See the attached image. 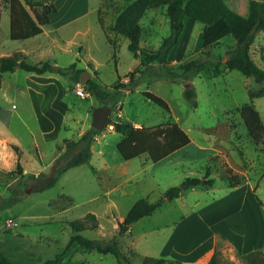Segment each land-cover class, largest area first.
<instances>
[{
    "label": "rangeland",
    "instance_id": "rangeland-1",
    "mask_svg": "<svg viewBox=\"0 0 264 264\" xmlns=\"http://www.w3.org/2000/svg\"><path fill=\"white\" fill-rule=\"evenodd\" d=\"M41 1L0 0V55L29 48L36 51L37 42L41 41L44 46L28 57L29 62L56 60L54 69L57 66L66 69L76 62L111 92L115 91L114 85L126 83V77L135 72L136 80L133 83L128 80L111 119L129 120L139 126L177 122L192 141L159 162H150L148 154L125 160L117 149L122 134L112 131L114 125L109 123L98 130L87 163L68 168L55 184L42 188L56 172L58 157H61L59 163L64 164L76 152V149L67 150L66 139H79L83 131L81 118L88 114L86 126L90 125L93 109L104 101L91 93L85 99L80 98L69 75L59 71L42 74L55 77L42 85H28L27 76L37 74L21 67L3 73L0 251L19 264H43L48 260H53L51 264H117L118 258L112 253L91 250L76 241L69 245L71 237L81 233L89 238L109 239L118 233L119 222L132 205L145 197L163 201L150 215L140 218L117 237L123 255L131 264H142L146 256H163L182 264H207L213 253L219 264H246L247 248L243 237L237 234L242 228L229 219L235 217L231 208L212 226L217 233L210 234V241L214 242L211 250L195 256L209 242L207 236L199 234L202 228L209 227L208 221L216 220L224 207L242 199L243 209L238 217L241 222L258 220L259 246L264 252V152L249 135L237 110L250 102L249 89H258L260 84L236 69L217 71L219 57L226 61L224 56L236 44L225 28L226 22L205 25L188 17L180 42L170 55L171 64L196 58L207 60V65L188 73L170 74L158 62L151 70L141 66L129 50L125 36L109 31L116 49L109 42L101 22L109 29L114 22L111 18L133 0H104L106 8L69 25H61V14L65 11L57 10L52 16L54 28H47L51 30L48 34L43 33L39 38H10L12 12L18 13L19 6L24 4L33 16L42 13ZM88 1L91 6L99 2ZM238 7L244 11L246 4L239 2ZM98 15L101 21L97 20ZM141 24L142 44L146 48L157 49L162 38L170 33L164 7L148 10ZM251 56L261 66L256 55L251 53ZM188 86L196 89L197 106L185 96ZM145 91L163 97L169 110L148 98ZM254 103L264 120V96L254 99ZM227 163L245 176L239 185L242 189L234 195L231 189L235 191V188L229 187L223 176ZM188 176H208L216 181L209 186L183 188L179 197L166 198V190L181 184ZM88 212L97 215L98 226L75 231L70 222ZM254 243L255 238L249 239L247 245Z\"/></svg>",
    "mask_w": 264,
    "mask_h": 264
},
{
    "label": "trees",
    "instance_id": "trees-1",
    "mask_svg": "<svg viewBox=\"0 0 264 264\" xmlns=\"http://www.w3.org/2000/svg\"><path fill=\"white\" fill-rule=\"evenodd\" d=\"M240 1L246 4L244 11H241L238 7ZM26 4L31 5L30 1H26ZM40 5L43 6L44 11L42 13L37 12L34 16L24 4L19 6L18 13L15 10L12 12L10 18V37L12 39H26L43 32L42 26L51 22L50 14L56 11V5L52 0H42ZM158 7L165 8V13L169 20L170 33L162 38L157 49H150L142 44L144 41V30L141 19L148 10ZM186 17L202 22L205 25H213L219 21L226 22L227 29L235 38L236 44L228 51V59L226 61L222 60L223 57H219L221 62L216 69L219 72L233 69L239 70L246 76L253 77L260 84L258 89H249L250 102L237 107V110L244 119L249 135L258 148L264 152V120L254 103L255 98L264 96V68L259 66L250 52L256 32H264V0H133L117 12L109 29L102 22L101 25L113 46L115 44L109 36V31L125 36L128 39L129 50L139 59L140 65L147 70H151L153 64L158 62L167 73L180 74L188 73L207 65V60L196 58L181 61L177 65L171 64L170 54L172 49L178 44L185 29ZM17 64L22 69L36 74L54 71L51 62H29L20 51L9 55H0V85L2 84L3 73L14 70ZM136 70L139 71L140 69ZM84 71L85 69L79 68L76 62L70 64L66 69L59 67V72L72 74L75 82L80 81ZM129 80L131 83L136 80L135 72L130 74ZM126 84L118 83L114 85L115 91L111 92L104 89L93 78H90L87 83V90L97 98L102 99L104 104L107 103L114 109L115 104L122 96L123 88L127 87ZM145 94L164 109L169 110V104L163 97L151 91H145ZM185 96L194 106H197V92L194 86H188L185 89ZM109 123L113 124L114 129L122 134L121 140L117 143V149L125 160H130L146 153L151 161L157 162L191 142L188 132L179 123L173 121L160 123L155 126H135L129 120L117 121L110 119ZM97 132L96 128L90 127L79 139H66L67 150L76 149V152L64 164L59 163L61 157H58L56 172L42 188L55 184L68 168L89 161L92 153V142ZM15 148L17 150L18 146H15ZM18 167L21 168L20 163H18ZM223 176L231 188L238 187L245 180V176L228 164L225 165ZM215 181V178L208 176H188L181 184L169 187L165 192V196L168 198L179 197L183 188L198 185L209 186L213 185ZM162 201L163 199L150 201L148 198L142 197L132 205L125 218L119 222L118 233L109 239L89 238L77 233L71 237L69 245L76 241L88 249L114 254L118 258L117 264H131L130 260L121 251L117 238L118 234L127 232L137 220L150 215L161 205ZM258 201L263 204L261 199L258 198ZM70 224L75 231H81L86 228L92 229L98 226V218L94 212H88L84 217L72 220ZM245 259L246 264H264V252L260 248L251 250L246 253ZM52 262L53 260H48L43 264H51ZM167 262L182 264L180 261L163 256H146L142 264H167ZM230 263L238 264L235 262ZM0 264L19 263L13 262L0 251ZM207 264H219L215 253L212 254Z\"/></svg>",
    "mask_w": 264,
    "mask_h": 264
},
{
    "label": "crops",
    "instance_id": "crops-1",
    "mask_svg": "<svg viewBox=\"0 0 264 264\" xmlns=\"http://www.w3.org/2000/svg\"><path fill=\"white\" fill-rule=\"evenodd\" d=\"M57 1H60V3H57ZM81 1L83 2L84 1V4L83 3H81ZM53 2L55 3V5H56V11L57 10H60V12L61 11H65V14L63 13V14H61L62 16H61V25H69V24H72V23H74V22H76L77 20H79L80 18H82V17H84V16H89L92 12H94L95 10H101V9H104V8H106V6L103 4V2H104V0H99V2H98V4H96V5H92L91 6V4L89 3V1L88 0H53ZM241 2V1H240ZM241 3H243V2H241ZM116 4V3H115ZM243 7H245V5L243 6ZM240 8H241V5H240ZM55 11V12H56ZM55 12H53V13H51L50 14V23L49 24H47V25H43L42 27H43V32H41V33H39V34H37V35H34V36H32L33 38L35 37V38H39V36L41 35V34H48L51 30H49L51 27L52 28H54L53 27V25H54V23H55V19L52 17L53 16V14L55 13ZM95 18V17H94ZM94 18H93V20H94ZM97 20L98 21H101L100 20V15H98L97 17ZM188 17H186L185 18V27H186V19H187ZM114 19H115V16L114 17H112L111 18V22H113L114 21ZM218 22H216L215 24H217ZM214 25V24H213ZM47 28H49V29H47ZM225 28L227 29V25H225ZM183 34V33H182ZM9 35H10V33H9ZM182 36V35H181ZM11 38V37H10ZM30 38V37H29ZM26 39H28V38H26ZM180 39H181V37H180ZM264 40V35H263V33H261L260 31H258V32H256V36H255V40H254V42H253V44H252V46H251V50H250V52L253 54V55H256V59H258V62L260 63V65L261 66H263L264 67V44L262 43V41ZM179 42H180V40H179ZM38 44H37V50L36 51H34L32 48H29L28 50L27 49H24V50H17V51H20V52H22L25 56H26V59L28 60V57H30L31 55H32V53L33 54H35V52H37V51H40V49H41V47H43L44 45H43V43L41 42V41H39V42H37ZM176 47V46H175ZM175 47L172 49V51H171V54L173 53V50L175 49ZM14 52H16V51H14ZM13 52V53H14ZM12 54V53H11ZM170 54V55H171ZM2 55H9V54H2ZM180 58L179 57H176V60H179ZM224 59L225 60H227L228 59V55H225L224 56ZM41 61H49V62H51L52 64H53V66L54 65H57V61L56 60H50V59H48V60H40V61H37V62H41ZM59 67L60 66H57L55 69H54V71H59ZM78 67L79 68H83V67H81V66H79L78 65ZM18 68H20V67H15V69L14 70H17ZM84 69V68H83ZM14 70H12V71H14ZM227 70H224L223 72H226ZM8 72V71H7ZM87 71L85 70L83 73H82V75L84 74V73H86ZM88 74H89V77L90 78H92L93 77V74H91L89 71L87 72ZM94 74H95V72H93ZM44 74V73H43ZM69 75V78H70V80H71V85H77V83L78 82H75L74 80H73V78H72V74H68ZM89 78V79H90ZM27 79H28V85H31V83L33 84V85H42V84H45V83H48V82H50L51 80H54L55 79V77H53L52 75H48L47 77L46 76H43L42 74H37V75H34V74H30L29 76H27ZM125 80H127L126 81V83L128 82V80H129V77L127 78L126 77V79ZM80 82V81H79ZM74 90V89H73ZM29 93H30V98H31V101H32V103H35V100H34V95L31 93V90L29 89ZM77 94V93H76ZM91 95V94H90ZM39 96V95H38ZM77 96H79L78 94H77ZM80 97V96H79ZM80 98H82V97H80ZM258 98V97H257ZM82 99H85V98H82ZM256 99V98H255ZM34 105V104H33ZM88 113V112H87ZM87 116H88V114L86 115L85 114V117H82L81 118V120L83 119V122H82V125H83V131H82V134L84 133V132H86L90 127H92L91 126V124L90 125H87L86 126V118H87ZM85 119V120H84ZM59 124H61V123H59ZM79 124H81V122H79ZM58 125V124H57ZM108 125V124H107ZM135 126H139V124L137 123V124H135ZM141 126V125H140ZM111 130L112 131H114L115 129H114V127L113 128H111ZM116 131V130H115ZM81 134V135H82ZM100 140V139H99ZM191 141H192V139H191ZM99 143V142H98ZM191 143V142H190ZM189 143V144H190ZM188 144V145H189ZM188 145H186V146H188ZM186 146H184V147H186ZM93 148V147H92ZM183 148V147H182ZM179 150V149H178ZM177 150H175L174 152H176ZM99 152H103V149L102 148H100L99 149ZM174 152H172L171 154H169L167 157H165V158H168V157H170L171 155H173L174 154ZM144 154H146V153H144ZM144 154H142V155H144ZM141 156V155H140ZM137 157H139V156H137ZM136 158V157H135ZM165 158H163V159H165ZM163 159H161V160H163ZM160 161V160H159ZM159 161H157V162H159ZM150 162H151V159H150ZM153 162V161H152ZM229 166H231L229 163H227ZM232 167V166H231ZM234 168V167H233ZM235 169V168H234ZM235 170H237L238 171V169H235ZM201 177H203V176H201ZM242 189V187H236L234 190L235 191H233V189H231V195H234V194H237L240 190ZM182 193V192H181ZM181 195V194H180ZM167 198V197H166ZM243 200V199H242ZM242 200H240V201H234V202H232L231 203V205H228V206H226V207H224L222 210H221V212H220V214L219 215H217L216 217V220H209L208 221V223H209V227L208 226H204L203 228H202V231L201 232H199V234H201L203 237H205V236H207L205 239L208 241L209 240V242L207 243V247H205L204 248V250L202 251V252H200V253H198V254H196L195 256L197 257V256H200V255H204L205 253H207V251L208 250H211V247H212V242L213 241H210V239H212V236L210 235L211 233H217V231H214L213 229H212V226H213V224L214 223H217V221H218V219H220V217H222V216H226V214H227V212L229 211V210H231V209H234V211H235V213H234V215H235V217H230L229 219L231 220V221H233V222H235V224H240V226H241V228H242V230L239 232V233H237V234H240L243 238V244L245 245V248H247V252H250L251 250H254V249H258V248H260V232H259V230H258V226H259V223H258V220H257V222H255V221H251L250 223H248L247 222V220H245V221H243V222H241L240 221V219H239V217H238V214H239V211H242V209H243V202H242ZM214 204H212L211 206H213ZM231 208V209H230ZM219 216V217H218ZM259 216V215H258ZM258 216H255V218H257ZM258 219H259V217H258ZM260 221V220H259ZM195 229H196V227H195ZM205 233V234H204ZM205 235V236H204ZM253 238H255V243L254 244H252V246L251 245H247L248 243H249V239L250 240H252ZM214 243V242H213ZM213 251V250H212ZM211 251V252H212ZM200 254V255H199ZM193 255V254H192ZM191 255V256H192Z\"/></svg>",
    "mask_w": 264,
    "mask_h": 264
},
{
    "label": "water",
    "instance_id": "water-1",
    "mask_svg": "<svg viewBox=\"0 0 264 264\" xmlns=\"http://www.w3.org/2000/svg\"><path fill=\"white\" fill-rule=\"evenodd\" d=\"M15 67H20V65L17 64ZM89 78V74L86 72L81 76L80 82L82 84H87ZM113 115L114 109H112L109 104H101L95 107L92 111L91 126L96 128L97 130H102L107 126L108 122L110 121Z\"/></svg>",
    "mask_w": 264,
    "mask_h": 264
},
{
    "label": "built area",
    "instance_id": "built-area-1",
    "mask_svg": "<svg viewBox=\"0 0 264 264\" xmlns=\"http://www.w3.org/2000/svg\"><path fill=\"white\" fill-rule=\"evenodd\" d=\"M76 93L80 96V97H84L86 98L90 92L87 90V88L85 87V84H82L81 82H78L76 85Z\"/></svg>",
    "mask_w": 264,
    "mask_h": 264
}]
</instances>
